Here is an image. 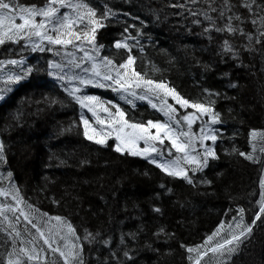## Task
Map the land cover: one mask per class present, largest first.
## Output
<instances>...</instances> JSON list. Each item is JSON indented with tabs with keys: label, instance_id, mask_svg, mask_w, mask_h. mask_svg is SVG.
<instances>
[{
	"label": "trees",
	"instance_id": "16d2710c",
	"mask_svg": "<svg viewBox=\"0 0 264 264\" xmlns=\"http://www.w3.org/2000/svg\"><path fill=\"white\" fill-rule=\"evenodd\" d=\"M43 2L18 0L25 5ZM88 2L100 12L107 4L116 13L96 33L98 44L104 46L102 56L113 57L116 63L126 59L125 50L120 49L117 54L112 44L131 35L135 39L129 43L135 45L139 40L144 50L141 55L139 46L131 49L137 57L136 70L147 71L156 80L166 79L189 100L201 99L205 88L218 93L212 97L216 101L214 110L221 114L222 121L214 126L218 129L213 145L218 158H209L203 171L193 176L195 184L189 185L165 175L145 159L116 153L112 141L108 147H101L85 140L79 127V106L47 75L48 59L59 57L46 52L35 64L32 58L37 52L25 49L20 42L0 46V58L23 57L43 70L30 73L0 103L4 166L12 173L11 183L17 185L25 202L40 212L64 217L81 237L84 229L100 233L91 246H83L86 264H116L110 249L116 251L123 264H188L182 243H201L221 220H232L237 207L245 209L246 223L259 210L256 201L264 171V153L259 148L264 143L254 141V155L260 158L257 163L245 160L238 152L253 151L249 130L264 131V44L253 41L249 51L244 47L249 44L244 36L204 32L209 21L199 14L202 11L215 20L217 27L227 23L231 12L224 18L219 16L223 0H214L212 7L216 12L208 11L207 0H197L196 4L186 0ZM230 3L235 5L232 12L248 17V11L239 6L240 0ZM193 12L197 14L192 15ZM128 25L134 27L125 33ZM241 27L254 33L248 20ZM137 28L141 33L138 37ZM224 39L230 41L236 57L222 51ZM153 64L162 71L153 74ZM53 98L63 104L51 103ZM178 110L183 114L188 111ZM126 113L128 119L161 120L155 109L142 102L136 108L127 107ZM74 122L77 127L67 131ZM199 127L200 122L193 126L195 130ZM233 147L237 153L231 152ZM204 179L210 183H199ZM4 201L1 197L0 202ZM154 208L160 211L155 212ZM18 227L23 231V224ZM160 228L165 234L153 235ZM129 233L135 234V241ZM121 236L131 250L130 261L122 256L125 245H120ZM4 239L0 235V264L6 255ZM104 239H109L108 247L101 243ZM229 264H264V222L257 221Z\"/></svg>",
	"mask_w": 264,
	"mask_h": 264
},
{
	"label": "snow or ice",
	"instance_id": "6c2138e0",
	"mask_svg": "<svg viewBox=\"0 0 264 264\" xmlns=\"http://www.w3.org/2000/svg\"><path fill=\"white\" fill-rule=\"evenodd\" d=\"M186 2L196 4L197 0ZM207 2L208 11L216 12L217 9L212 7L214 0ZM239 6L248 11V17L232 12L235 5L231 4L230 0H223L219 16L224 18L229 12L231 15H227V23L222 27H217L215 20L206 12L202 11L199 14L209 21L208 27L204 28L205 33L215 30L219 33L227 32L230 36L237 34L244 36L249 42L244 47L251 51L249 45L253 41L256 44H264V0H240ZM115 15L107 4L104 5L103 12H100L88 0H44L40 5H25L18 3V0H0V46L23 42V47L32 52H48L54 57H59L48 59L47 75L53 78L70 100L79 106L81 110L79 127L82 128L85 140L101 147H108L107 141L114 138L115 143L111 147L116 153L145 159L165 175L194 185L193 176L203 171L208 165L209 158L213 160L218 158L212 147L218 139V129L214 126L222 122L221 114L213 107L216 101L212 97L218 93L205 88L201 99L189 100L174 86H170L166 79L156 80L149 77L147 71L136 70L134 63L137 57L132 54L131 49L139 46V40H136L135 45L130 44L129 41L135 39L131 35L123 36L112 44V47L117 49V54L120 49L125 50L126 59L116 63L113 57L102 56L101 49L104 46L98 44L96 33ZM233 20L237 21L235 25L232 23ZM246 20L253 25L254 33L246 32L241 27ZM131 27L134 26L128 25L124 29L125 33ZM140 34V29L137 28L136 36ZM11 51L9 49V52ZM139 51L143 55L142 46H139ZM222 51L231 52L233 57L237 55L228 39H224ZM24 63L23 57L0 58V100L5 98L6 93L12 91L11 85L25 79L33 71L43 70L36 66L25 68ZM160 71L162 70L156 65H152L153 74ZM89 87L110 89L120 101L131 107H135L137 100L146 101L149 107L155 109L165 119L163 121L128 119L127 113L119 103L87 94L85 89ZM58 102L63 104V101L55 98L51 100L53 104ZM175 105H179L180 109L191 108L194 111L179 113ZM85 110L91 115V121L86 118ZM100 113H104V116ZM198 120L200 127L199 130H195L193 125ZM74 127H77L75 122L67 131ZM257 140L264 143V131L249 130L248 141L253 151L238 152L233 147L231 152H238L245 160L257 163L260 159L254 155L256 151L254 141ZM206 141H211L212 145L206 144ZM259 151L264 153V146H261ZM4 159L3 144H0V161ZM189 171L192 173L191 176ZM7 175L10 178L12 173L9 172ZM3 179L0 177V184ZM199 183L209 184L210 181L204 179ZM259 188L260 198L256 201L259 210L254 213L250 223L245 222V209L237 207L236 216L230 221L221 220L210 234L205 235L201 243L192 246L183 243L180 245L187 253L188 264H229L231 256L251 234L257 221L264 222V171L260 175ZM0 197L5 198L4 202H0V235L6 238L3 241L6 251L3 264H86L83 246L84 244L91 246L96 242L99 232L94 234L84 229V235L79 236L75 227L64 217L40 212L38 208L25 202L14 183L9 182L8 187L0 186ZM9 200L11 203L7 202ZM153 211L159 212L160 209L154 208ZM21 224L24 225L23 231L18 227ZM161 234H165L163 228L153 233L155 236ZM128 235L135 241L134 233ZM101 243L108 247L110 241L104 239ZM120 245H125L122 256L130 261L131 250L123 236ZM110 252L111 259L116 261V264H123L115 250L110 249Z\"/></svg>",
	"mask_w": 264,
	"mask_h": 264
},
{
	"label": "rangeland",
	"instance_id": "374dc122",
	"mask_svg": "<svg viewBox=\"0 0 264 264\" xmlns=\"http://www.w3.org/2000/svg\"><path fill=\"white\" fill-rule=\"evenodd\" d=\"M44 55H46V52H44V53H40V52H37L34 56H33V60H32V62L33 63H37L38 62V60L37 59H39V60H41L42 59V57L44 56ZM25 61V63H24V65H23V67H28V66H33V64H32V62L31 61H26V60H24ZM7 67H11V66H7ZM17 71H19V68H17L16 69ZM30 75V74H29ZM48 78L49 79H51L52 81H54L58 86H59V84L53 79V78H51V77H49L48 76ZM20 84V81L18 82V83H16V84H14V85H11V88H12V91L11 92H8V93H6L5 94V98L9 95V94H11L12 92H13V90H14V88L16 87V86H18ZM60 87V86H59ZM96 91L97 93H95V92H93V91ZM85 91L87 92V94H90V95H97V96H100L102 99H104V100H110V101H112V102H114V103H119L120 104V106L125 110V112H126V108L127 107H129V108H136V105L139 103V102H142V103H145V104H147L148 105V103L146 102V101H141V100H137V101H135V107H131V106H129L128 104H126V103H124L123 101H120L119 100V98H118V96L115 94V93H113L110 89H101V88H91V87H89V88H87V89H85ZM139 91V90H138ZM4 98V99H5ZM4 99L3 100H0V103H2L3 101H4ZM172 101H171V99L169 98V103H171ZM175 107H177V109H179V105H175ZM80 108H79V119H80ZM112 111H115L114 109H112ZM194 110L193 109H191V108H189L188 109V111L187 112H193ZM187 112H185L184 114H186ZM159 113V112H158ZM160 114V113H159ZM85 115H86V118H88L90 121L92 120V118H91V115L89 114V113H87V111L85 110ZM100 115L101 116H104V113H100ZM161 115V114H160ZM165 118H164V116H162L161 115V121H163ZM206 119V118H205ZM147 121V120H146ZM155 121V120H154ZM196 122H199V120L198 121H196ZM196 122L194 123V125L193 126H195V124H196ZM95 127H97V128H99L100 126L99 125H94ZM152 131H154V129L152 130ZM109 141H112L113 142V144L115 143V140H114V138H109V140L107 141V144H109ZM165 142H167V141H165ZM208 142H211V141H207V143ZM0 144H1V141H0ZM210 145V144H209ZM141 146H142V144H141ZM170 147V146H169ZM212 147L214 148V146L212 145ZM174 151V150H173ZM174 153H175V151H174ZM165 155H166V153H165ZM167 156V155H166ZM9 173V171L7 170V168H6V166H4V161H0V177H3L4 179L2 180V184H0V186H4V187H8L9 186V182H11L12 181V179L11 178H9L8 177V174ZM13 182V181H12ZM0 200H1V197H0Z\"/></svg>",
	"mask_w": 264,
	"mask_h": 264
}]
</instances>
